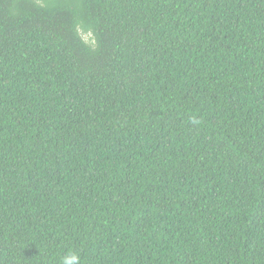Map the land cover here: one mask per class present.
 Instances as JSON below:
<instances>
[{
	"label": "trees",
	"instance_id": "trees-1",
	"mask_svg": "<svg viewBox=\"0 0 264 264\" xmlns=\"http://www.w3.org/2000/svg\"><path fill=\"white\" fill-rule=\"evenodd\" d=\"M69 249L264 264V0H0V264Z\"/></svg>",
	"mask_w": 264,
	"mask_h": 264
},
{
	"label": "clouds",
	"instance_id": "clouds-1",
	"mask_svg": "<svg viewBox=\"0 0 264 264\" xmlns=\"http://www.w3.org/2000/svg\"><path fill=\"white\" fill-rule=\"evenodd\" d=\"M85 31L87 33V38H82V43L85 45L95 46L96 40L91 29L86 27ZM79 35H81L80 32H78V36ZM58 264H83V261L80 254L76 250L69 249L60 256Z\"/></svg>",
	"mask_w": 264,
	"mask_h": 264
}]
</instances>
